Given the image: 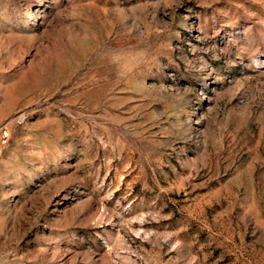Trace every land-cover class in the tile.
Instances as JSON below:
<instances>
[{"label":"rangeland","instance_id":"obj_1","mask_svg":"<svg viewBox=\"0 0 264 264\" xmlns=\"http://www.w3.org/2000/svg\"><path fill=\"white\" fill-rule=\"evenodd\" d=\"M0 264H264V0H0Z\"/></svg>","mask_w":264,"mask_h":264},{"label":"built area","instance_id":"obj_2","mask_svg":"<svg viewBox=\"0 0 264 264\" xmlns=\"http://www.w3.org/2000/svg\"><path fill=\"white\" fill-rule=\"evenodd\" d=\"M7 141V133L3 132L0 134V144H4Z\"/></svg>","mask_w":264,"mask_h":264}]
</instances>
